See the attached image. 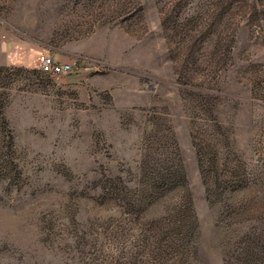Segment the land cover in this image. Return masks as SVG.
<instances>
[{
    "label": "rangeland",
    "instance_id": "obj_1",
    "mask_svg": "<svg viewBox=\"0 0 264 264\" xmlns=\"http://www.w3.org/2000/svg\"><path fill=\"white\" fill-rule=\"evenodd\" d=\"M0 264H264V0H0Z\"/></svg>",
    "mask_w": 264,
    "mask_h": 264
},
{
    "label": "built area",
    "instance_id": "obj_2",
    "mask_svg": "<svg viewBox=\"0 0 264 264\" xmlns=\"http://www.w3.org/2000/svg\"><path fill=\"white\" fill-rule=\"evenodd\" d=\"M38 68L46 74L59 75L69 73L72 65L56 61L53 56L46 53H39L37 57Z\"/></svg>",
    "mask_w": 264,
    "mask_h": 264
}]
</instances>
